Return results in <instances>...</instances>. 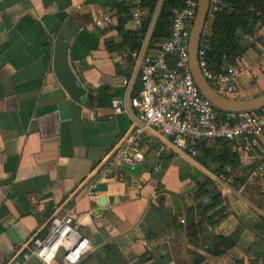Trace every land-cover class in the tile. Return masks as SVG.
<instances>
[{"label": "crops", "instance_id": "0c3cea01", "mask_svg": "<svg viewBox=\"0 0 264 264\" xmlns=\"http://www.w3.org/2000/svg\"><path fill=\"white\" fill-rule=\"evenodd\" d=\"M123 2L0 0V264H42L23 255L64 209L82 220L79 230L93 245L80 264L106 246L118 250L123 264H139L144 255V264H264V175L252 179L239 164L219 177V165L202 149L188 157L146 128L136 169L117 167L104 181L92 176L139 125L130 105L140 89L133 54L153 51L148 45L159 12L146 38L131 42L148 17L141 6L136 27L133 7L121 14ZM105 16L112 24L96 26ZM212 23L209 16L204 38ZM58 38L68 43L69 67L85 91L77 101L55 74ZM243 39L249 49L235 64L248 75L240 76V93L227 97L239 101L264 93V28ZM259 142L264 145V134ZM92 183L95 191L88 190ZM202 185L209 194L198 198ZM11 227L22 239L18 245ZM218 238L236 244L217 255ZM52 264H64L61 255Z\"/></svg>", "mask_w": 264, "mask_h": 264}, {"label": "built area", "instance_id": "2783aa9c", "mask_svg": "<svg viewBox=\"0 0 264 264\" xmlns=\"http://www.w3.org/2000/svg\"><path fill=\"white\" fill-rule=\"evenodd\" d=\"M179 9L171 21L170 35L157 51L143 54L134 53L139 64L140 89L130 101L136 112L139 125L119 139L102 161L103 168L94 171L98 181L109 180L117 167L136 169L144 160L140 151L142 136L146 128L168 138L182 154L195 158L202 142L216 143L228 141L237 144L239 164L249 170L250 178L264 175V145L259 140L264 134V109L258 113L238 117L233 123L222 121L219 113L204 100L194 84L189 70L188 44L196 18L198 0H179ZM133 7L132 20L136 27L142 26L141 2L130 0ZM223 0H210L209 16L217 13ZM112 24L109 16L96 21V26ZM206 42H201L199 68L204 79L213 90L223 97L236 96L241 91L240 76L248 75L236 64H227L220 72L209 69L206 61ZM118 102L114 104L117 105ZM97 183H92L89 191H95ZM72 209H64L53 217L45 233L42 231L30 241V258L42 264H52L61 255L64 264H80L84 257L93 252V245L84 237Z\"/></svg>", "mask_w": 264, "mask_h": 264}, {"label": "trees", "instance_id": "16d2710c", "mask_svg": "<svg viewBox=\"0 0 264 264\" xmlns=\"http://www.w3.org/2000/svg\"><path fill=\"white\" fill-rule=\"evenodd\" d=\"M141 6L146 10L147 19L144 22L141 32L131 37V42L141 41L146 38L150 27L158 11L160 0H139ZM126 4V5H124ZM121 8V14L129 15L132 9L130 0H125L123 4H117ZM181 9L179 0H163L161 9L158 13L157 20L153 27L149 49L157 51L159 45L168 39L170 35V26L175 13ZM126 20H121L119 30L123 32V26ZM264 28V0H223L220 10L213 15L212 33L210 37H203L202 41L206 42V61L209 69L213 72L222 71L224 63L235 64L249 46L244 42L243 37H254L258 30ZM240 34L242 36H240ZM222 121H228L225 114H219ZM234 121H231L233 123ZM212 144V145H208ZM233 147L235 151L233 153ZM218 148V149H217ZM197 149H202L207 158L219 165L218 176L222 177L227 174L223 171L226 166L235 169L239 166L238 148L235 143L228 141H218L216 143L202 142L197 145ZM209 194L205 185H202L201 197L204 198ZM217 198L212 201L216 203ZM236 244L234 238H218L215 254H223L227 249ZM147 262V255L138 259L139 264ZM120 253L114 246H106L102 253L91 255L84 264H123Z\"/></svg>", "mask_w": 264, "mask_h": 264}, {"label": "water", "instance_id": "95a60500", "mask_svg": "<svg viewBox=\"0 0 264 264\" xmlns=\"http://www.w3.org/2000/svg\"><path fill=\"white\" fill-rule=\"evenodd\" d=\"M163 0L160 1L159 10ZM210 0H198V8L193 28L189 38L188 56L189 70L195 86L204 100L219 113L225 114L229 121L236 120L244 115L254 114L264 109V93L250 100L239 101L223 97L216 93L209 83L204 79L199 68V51L203 38L205 25L209 17ZM157 16L154 20V25ZM68 43L58 38L55 42V74L69 94L72 100L77 101L85 96V91L77 84V81L68 64ZM14 245L21 243L22 239L17 231L11 227L8 231Z\"/></svg>", "mask_w": 264, "mask_h": 264}]
</instances>
